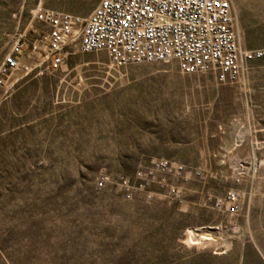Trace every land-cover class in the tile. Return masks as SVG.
Returning <instances> with one entry per match:
<instances>
[{
	"label": "rangeland",
	"instance_id": "374dc122",
	"mask_svg": "<svg viewBox=\"0 0 264 264\" xmlns=\"http://www.w3.org/2000/svg\"><path fill=\"white\" fill-rule=\"evenodd\" d=\"M98 2L0 0V63L39 4ZM231 2L244 48H264V0ZM67 51L0 97V264H264V57L222 84Z\"/></svg>",
	"mask_w": 264,
	"mask_h": 264
},
{
	"label": "built area",
	"instance_id": "2783aa9c",
	"mask_svg": "<svg viewBox=\"0 0 264 264\" xmlns=\"http://www.w3.org/2000/svg\"><path fill=\"white\" fill-rule=\"evenodd\" d=\"M33 19L35 36L20 33L0 63V97L21 69L67 66L78 38L81 51L104 50L117 67L176 60L183 72L211 71L222 84L238 82L248 61L264 57V48L242 45L231 0H99L87 16L39 4Z\"/></svg>",
	"mask_w": 264,
	"mask_h": 264
},
{
	"label": "bare ground",
	"instance_id": "6f19581e",
	"mask_svg": "<svg viewBox=\"0 0 264 264\" xmlns=\"http://www.w3.org/2000/svg\"><path fill=\"white\" fill-rule=\"evenodd\" d=\"M254 158V157H253ZM201 230V229H200ZM199 230V231H200ZM211 233L205 231V230H202L201 232H199L198 234H196L193 230L190 231V239L191 240H199V239H203V238H206V239H210V235ZM204 240V239H203Z\"/></svg>",
	"mask_w": 264,
	"mask_h": 264
},
{
	"label": "crops",
	"instance_id": "0c3cea01",
	"mask_svg": "<svg viewBox=\"0 0 264 264\" xmlns=\"http://www.w3.org/2000/svg\"><path fill=\"white\" fill-rule=\"evenodd\" d=\"M254 154H255V152H254Z\"/></svg>",
	"mask_w": 264,
	"mask_h": 264
}]
</instances>
